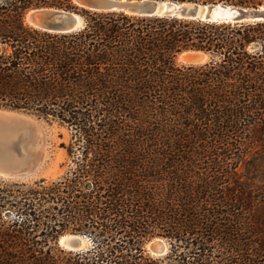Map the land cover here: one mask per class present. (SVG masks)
Returning a JSON list of instances; mask_svg holds the SVG:
<instances>
[{"label":"trees","instance_id":"1","mask_svg":"<svg viewBox=\"0 0 264 264\" xmlns=\"http://www.w3.org/2000/svg\"><path fill=\"white\" fill-rule=\"evenodd\" d=\"M43 6L83 26L27 24ZM186 50L209 60L178 64ZM0 106L66 128L73 163L54 181L0 182V264H264V22L0 0ZM65 232L92 244L60 247ZM152 237L164 255L144 249Z\"/></svg>","mask_w":264,"mask_h":264},{"label":"water","instance_id":"2","mask_svg":"<svg viewBox=\"0 0 264 264\" xmlns=\"http://www.w3.org/2000/svg\"><path fill=\"white\" fill-rule=\"evenodd\" d=\"M91 11H122L133 15L170 16L205 22L252 23L264 22V7L247 8L224 3L198 4L163 0H72ZM24 20L37 29L65 33L83 26L77 11L55 7H36L28 10ZM188 54L184 61L201 64L209 59L208 54L198 51H182ZM180 54V53H179ZM49 127L40 118L23 110L0 106V178L24 180L40 173L49 158ZM67 249L82 248L80 235H69ZM59 240V239H58ZM149 251L156 255L166 252V244L160 239L149 244Z\"/></svg>","mask_w":264,"mask_h":264},{"label":"rangeland","instance_id":"3","mask_svg":"<svg viewBox=\"0 0 264 264\" xmlns=\"http://www.w3.org/2000/svg\"><path fill=\"white\" fill-rule=\"evenodd\" d=\"M163 1H166V0H163ZM168 1H174V2H186V1H188V2H195L198 4L224 3V1H220V0H182V1L168 0ZM257 2L258 3H256L254 6L250 5V6H244V7H247V8L264 7V0H258ZM224 4H229V3H224ZM230 5H232V4H230ZM234 6H236V5H234ZM241 7H243V6H241ZM186 51H189V50H186ZM176 62L178 64H184V65H199V64H185L182 61L178 60L177 58H176ZM201 64H203V63H201ZM41 120L44 123H46L49 127L48 141H49L50 145H49V149H48L49 150V158H48L46 166L44 167V169L40 173H38V175H36L34 177L24 179V180H7V179H1L0 178V182H6V183L17 182V183H26L27 185H32L35 182H38L40 180H44L45 182H50V181H54V180H57L58 178H60L67 171H69V169L72 167V165H73L72 159L67 155V152H66V146H68L69 139H70V134H69L68 130L62 126H59L56 122H48V121H45L43 119H41ZM256 149H258V151H256V153H254V156L256 158L255 164L257 166H256V171L253 174V176H254L253 182L255 184H260L264 180V151L263 152L259 151L260 150L259 146H257ZM239 168H240V171L245 175L243 179H247L249 177L251 178V174H247V172H244L245 170L243 168V165H240ZM71 234H73V233L65 232V233L61 234L60 236L71 235ZM74 235H77V234H74ZM60 236H59V238H60ZM81 237L84 239V243H83L82 248L88 246L89 244H92L89 236H81ZM157 238H160L166 244V247L168 248V246H167L168 242L161 237H152V238L146 240L143 244H144V249L148 253H150L151 255L160 256V255H156V254L151 253L148 249L149 243L151 244L153 241H155V239L157 240ZM57 245L62 247L59 244V240H57ZM166 252H167V250H166ZM164 254H162V255H164Z\"/></svg>","mask_w":264,"mask_h":264},{"label":"bare ground","instance_id":"4","mask_svg":"<svg viewBox=\"0 0 264 264\" xmlns=\"http://www.w3.org/2000/svg\"><path fill=\"white\" fill-rule=\"evenodd\" d=\"M187 54H188L187 52L180 53L179 56H178V60L182 61V62L185 63V64H188L187 61H184V56L187 55ZM69 238H70L69 235L61 236V237L59 238V244H60L62 247L66 248V247H65V241H66L67 239H69ZM155 240H156V239H155ZM83 243H84V240H83V238H81V244H82V246H83ZM149 244H150V243H149ZM148 247H149V245H148Z\"/></svg>","mask_w":264,"mask_h":264}]
</instances>
